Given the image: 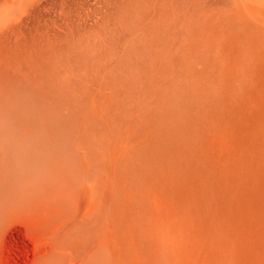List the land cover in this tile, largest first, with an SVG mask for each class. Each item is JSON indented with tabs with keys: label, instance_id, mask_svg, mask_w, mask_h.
I'll return each mask as SVG.
<instances>
[{
	"label": "bare ground",
	"instance_id": "6f19581e",
	"mask_svg": "<svg viewBox=\"0 0 264 264\" xmlns=\"http://www.w3.org/2000/svg\"><path fill=\"white\" fill-rule=\"evenodd\" d=\"M22 235L264 264V0H0V264Z\"/></svg>",
	"mask_w": 264,
	"mask_h": 264
},
{
	"label": "rangeland",
	"instance_id": "374dc122",
	"mask_svg": "<svg viewBox=\"0 0 264 264\" xmlns=\"http://www.w3.org/2000/svg\"><path fill=\"white\" fill-rule=\"evenodd\" d=\"M25 235H22L20 238L17 237L16 241L14 242L13 244V247L16 245V242H17V247H14V249L10 248L8 250V252L5 254L3 260H2V264H29L30 260L33 258V256L35 255V253L38 251V248H34V242L29 239L27 236ZM23 237V238H22ZM24 239L26 238V240H18V239ZM24 241H28L29 243L25 242L24 244ZM19 242H21V244H19ZM32 243V244H31ZM24 244V245H23ZM28 244V245H27ZM22 247V248H19V246ZM30 245V246H29ZM27 246V247H26ZM31 246H33L31 248ZM24 247V248H23ZM26 247V248H25ZM29 247V248H28ZM25 251H24V250ZM12 250V251H11ZM29 250V252L27 251ZM26 252V253H25ZM12 254V255H11ZM32 254V255H31ZM13 256V257H12ZM32 256V257H31ZM17 257V258H16ZM26 258V259H25Z\"/></svg>",
	"mask_w": 264,
	"mask_h": 264
}]
</instances>
